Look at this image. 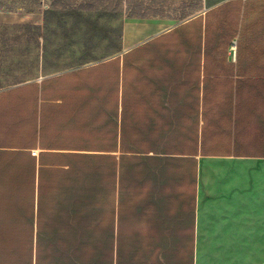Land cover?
Here are the masks:
<instances>
[{"label": "crops", "instance_id": "1", "mask_svg": "<svg viewBox=\"0 0 264 264\" xmlns=\"http://www.w3.org/2000/svg\"><path fill=\"white\" fill-rule=\"evenodd\" d=\"M147 1L101 55L0 0V264H259L264 0Z\"/></svg>", "mask_w": 264, "mask_h": 264}, {"label": "rangeland", "instance_id": "2", "mask_svg": "<svg viewBox=\"0 0 264 264\" xmlns=\"http://www.w3.org/2000/svg\"><path fill=\"white\" fill-rule=\"evenodd\" d=\"M5 2L7 0H4ZM77 4L74 8H59L53 9L51 6L41 12L37 4L33 8L32 18L30 20L40 21L44 18L46 28L44 35L48 37H59L73 39H88V38H108V42L101 43L99 46L81 45L78 49L91 51L98 54H107L113 49V45L117 48L122 36V25L125 18L124 14L115 11L110 13L108 6H115L117 10L120 6L128 5L132 0H101L106 6L101 10H90L85 7L87 0H74ZM137 1V0H136ZM150 0L147 2L149 3ZM156 1V0H155ZM162 2L163 8L160 9L162 17L172 18L176 12L186 15L193 11L194 7L202 5H213L222 0H157ZM134 2V0H133ZM84 3V4H83ZM126 3V4H125ZM6 6V5H5ZM187 8V9H186ZM12 11L18 14H26L25 10ZM175 9H178L177 11ZM264 11V9H263ZM6 13V9L3 11ZM30 12V11H27ZM264 13V12H263ZM181 14V15H182ZM13 15V14H8ZM44 16V17H42ZM264 17V14H263ZM176 18V17H175ZM4 35L5 36H27V29L21 27V23H15L18 20L14 18H5ZM80 25H83L82 28ZM172 41L165 43L164 47L170 48ZM263 176V177H262ZM261 187L264 191V165L261 166ZM261 201H264V193H261ZM262 208V207H261ZM263 215L261 216V226L264 225ZM261 233H264L262 230ZM263 236V235H262ZM259 264H264V244L261 242V252L259 255Z\"/></svg>", "mask_w": 264, "mask_h": 264}, {"label": "built area", "instance_id": "3", "mask_svg": "<svg viewBox=\"0 0 264 264\" xmlns=\"http://www.w3.org/2000/svg\"><path fill=\"white\" fill-rule=\"evenodd\" d=\"M38 2L40 4V10L41 11L46 10L52 4V0H38Z\"/></svg>", "mask_w": 264, "mask_h": 264}]
</instances>
